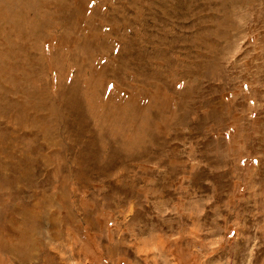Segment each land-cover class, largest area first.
Here are the masks:
<instances>
[{"label":"rangeland","instance_id":"obj_1","mask_svg":"<svg viewBox=\"0 0 264 264\" xmlns=\"http://www.w3.org/2000/svg\"><path fill=\"white\" fill-rule=\"evenodd\" d=\"M0 264H264V0H0Z\"/></svg>","mask_w":264,"mask_h":264}]
</instances>
